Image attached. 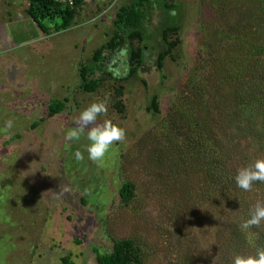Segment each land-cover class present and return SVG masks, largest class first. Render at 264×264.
<instances>
[{
    "label": "rangeland",
    "instance_id": "obj_1",
    "mask_svg": "<svg viewBox=\"0 0 264 264\" xmlns=\"http://www.w3.org/2000/svg\"><path fill=\"white\" fill-rule=\"evenodd\" d=\"M172 2L180 42L162 71L158 30L178 17L156 8L136 77L118 78L127 69L122 49L105 60L111 76L87 93L80 68L129 2L83 0L70 29L45 34L27 17L28 0H0V264H97L96 251L123 239L139 246L143 264H231L255 253L239 224L264 200V183L243 191L233 177L264 158V0ZM105 95L99 119L126 138L102 163L86 152L77 162L88 141L66 142L65 133ZM53 100L65 108L47 117ZM126 182L134 196L123 204ZM251 231L264 247V222Z\"/></svg>",
    "mask_w": 264,
    "mask_h": 264
},
{
    "label": "trees",
    "instance_id": "obj_2",
    "mask_svg": "<svg viewBox=\"0 0 264 264\" xmlns=\"http://www.w3.org/2000/svg\"><path fill=\"white\" fill-rule=\"evenodd\" d=\"M29 4L26 13L30 20L36 24L42 33L49 34L51 31L59 33L72 27L77 14L83 6V0H28ZM127 4H121L115 12L112 20V32L108 39L99 45L92 53L88 64L84 63L79 71V88L87 93L96 90L101 82L102 75L111 76L104 69L107 57L122 49L126 50V71L121 80L136 77L139 68L146 58L145 47L148 35L146 21L148 14L159 8L167 18H176L177 6L172 0H129ZM176 16V17H175ZM44 22L53 23L48 29L42 26ZM166 19L159 27L158 33L161 40V51L156 58V67L161 72L166 57L172 55L180 40L179 17L170 23ZM147 39V40H146ZM224 63L230 70V65ZM239 64V63H238ZM120 94V91H118ZM152 109L157 110L158 104L153 96L150 102ZM65 108V101L53 100L48 105L47 117H53ZM120 202L127 204L134 196V185L126 182L121 185L118 191ZM139 246L131 239L115 240L112 243L111 251L100 253L96 251L97 264H143L140 256ZM64 263L69 262L67 258L62 259Z\"/></svg>",
    "mask_w": 264,
    "mask_h": 264
},
{
    "label": "clouds",
    "instance_id": "obj_3",
    "mask_svg": "<svg viewBox=\"0 0 264 264\" xmlns=\"http://www.w3.org/2000/svg\"><path fill=\"white\" fill-rule=\"evenodd\" d=\"M109 97L105 95L84 107L77 116L72 118V126L68 128L64 139L66 142L79 141L84 137L88 143L82 145L83 151L77 150L74 157L77 162L84 160V152L93 163H102L113 150L114 145L126 138L125 129L114 124L110 119L100 120L108 112ZM5 130L13 127V121L5 122ZM235 185L243 191H252L257 182L264 183V158H256L245 166L239 167L233 177ZM264 222V200H257L249 209L248 217L243 219L239 228L249 238L251 246L255 247L254 254H236L231 264H264V247L256 246L258 233L251 229L259 228Z\"/></svg>",
    "mask_w": 264,
    "mask_h": 264
},
{
    "label": "crops",
    "instance_id": "obj_4",
    "mask_svg": "<svg viewBox=\"0 0 264 264\" xmlns=\"http://www.w3.org/2000/svg\"><path fill=\"white\" fill-rule=\"evenodd\" d=\"M126 1H129V0H126ZM28 4H29V2H28ZM28 4H27V7H28ZM82 9H83V6H82V8H81V10H80V12L82 11ZM26 10H27V8H25V13H26ZM27 14V13H26ZM77 16H78V14H77ZM77 16H76V18H77ZM27 17H28V15H27ZM29 18V17H28ZM75 18V19H76ZM75 21V20H74ZM67 31V30H66Z\"/></svg>",
    "mask_w": 264,
    "mask_h": 264
},
{
    "label": "built area",
    "instance_id": "obj_5",
    "mask_svg": "<svg viewBox=\"0 0 264 264\" xmlns=\"http://www.w3.org/2000/svg\"><path fill=\"white\" fill-rule=\"evenodd\" d=\"M69 5H72V0H69Z\"/></svg>",
    "mask_w": 264,
    "mask_h": 264
}]
</instances>
